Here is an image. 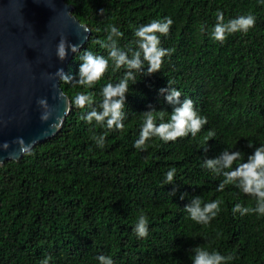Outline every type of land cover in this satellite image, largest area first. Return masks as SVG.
<instances>
[{
	"label": "trees",
	"instance_id": "obj_1",
	"mask_svg": "<svg viewBox=\"0 0 264 264\" xmlns=\"http://www.w3.org/2000/svg\"><path fill=\"white\" fill-rule=\"evenodd\" d=\"M66 2L90 34L59 77L71 104L59 132L0 166V264H41L46 257L49 264H100V255L114 264H193L201 248L232 257L218 264H264V214L242 212L255 209L258 195L238 183L220 188L230 170L222 164L225 151L240 153L234 170L264 145V4ZM218 12L225 22L253 15L255 23L216 40L211 33ZM166 17L172 20L168 32L156 34L158 47L168 51L149 72L143 38L135 30ZM113 50L126 60L140 52V65L118 64ZM86 51L107 62L91 86L78 82ZM121 82L126 83L122 93L103 94L105 86ZM80 93L88 97L83 103L76 99ZM117 100L121 107L113 120L111 111L105 115V102ZM186 100L206 119L195 135L188 130L167 141L150 136L137 146L144 117L154 114V126L168 122ZM92 112L102 119H87ZM210 159L221 163L206 167ZM171 168L173 180L166 182ZM197 199L201 207L219 201L207 223L187 212ZM141 215L147 220L145 236L136 231Z\"/></svg>",
	"mask_w": 264,
	"mask_h": 264
},
{
	"label": "water",
	"instance_id": "obj_2",
	"mask_svg": "<svg viewBox=\"0 0 264 264\" xmlns=\"http://www.w3.org/2000/svg\"><path fill=\"white\" fill-rule=\"evenodd\" d=\"M72 11L66 0H0V166L55 136L70 111L59 77L90 34Z\"/></svg>",
	"mask_w": 264,
	"mask_h": 264
},
{
	"label": "clouds",
	"instance_id": "obj_3",
	"mask_svg": "<svg viewBox=\"0 0 264 264\" xmlns=\"http://www.w3.org/2000/svg\"><path fill=\"white\" fill-rule=\"evenodd\" d=\"M258 2L264 4V0H258ZM254 23L255 18L253 15H241L225 22L223 13L218 12L217 23L213 26L211 35L216 40L223 41L226 33H233L237 30L246 32ZM171 24V18L166 17L163 21L152 20L150 23L144 24L135 30L136 36L143 38L140 42V47L145 61L148 62L149 72L155 71L159 68L161 58L168 51L167 49L158 47L159 37L156 33L159 32L166 34ZM110 27L112 32H117V34H119L117 27ZM72 48L75 50V45H73ZM65 54V46L64 43L61 42L58 47V55L63 58ZM110 55L117 57L118 64L126 61L129 66H139L141 63L139 59V56L141 55L140 52H137L135 54L136 58L131 60H126V56L124 54L118 53L115 50H113ZM81 59L82 63L79 66V76L81 79L78 82L80 84L91 86L95 81L101 78L102 74L106 70L107 62L103 58L95 56L91 51H86ZM125 87V82H121L116 88H113L111 84H108L103 88V94L105 96H111L117 93H122ZM179 94L180 92L178 90H173L172 92L173 96L178 97ZM76 99L83 103L86 99H88V97L87 94L80 93L76 96ZM169 99H171V97H169ZM105 105V115L108 111H111L112 119L114 120L119 115V109L121 107L120 101H114L111 105H108L106 101ZM93 117H95L96 120L102 119V116L98 115L96 112L90 113L87 119L91 120ZM155 119L156 117L154 114H149L144 117L141 139L136 142L137 146L144 142L145 137L150 136H158L162 140L167 141L169 139H175L179 136H184L188 130H191L193 135H195L201 125L206 122L204 117L198 116L193 111L191 100H186L181 107L176 108L174 112L171 113L168 122H161L158 126H154L153 121ZM111 123L112 120H109V124ZM117 126H120L119 123ZM239 156V152L229 154L225 151L223 153L222 164L225 169L230 170L223 173L226 179L220 184V188L223 189L224 185L227 183H238L242 186L243 191L257 194L258 201L255 209L243 208L242 212H248L251 210L264 214V145H261L255 150L254 154L249 157L248 162L240 163L234 170H232L231 166L233 161L237 160ZM219 163H221V161L210 159L206 162L205 166L215 168ZM175 171V168H171L166 173V182H171L173 180ZM237 177L240 178L239 181H236L235 178ZM218 205L219 201H212L205 203L204 206L201 207V200L197 199L194 206L188 207L187 212L193 220L207 223L210 216H216L217 211L212 210H218ZM235 208H240V205L236 204ZM146 223L147 220L145 216L141 215L136 223V231L140 236H145L147 234ZM230 259H232L231 256H224L216 251L210 253L209 251L201 248L197 250V255L193 257V264H218L220 261ZM97 260L100 264H114L110 256L100 255L97 257ZM41 264H49L48 258L46 257Z\"/></svg>",
	"mask_w": 264,
	"mask_h": 264
}]
</instances>
